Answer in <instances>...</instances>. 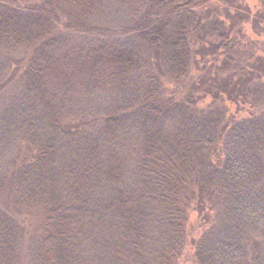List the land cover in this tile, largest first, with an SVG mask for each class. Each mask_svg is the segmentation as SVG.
Masks as SVG:
<instances>
[{
    "label": "trees",
    "instance_id": "trees-1",
    "mask_svg": "<svg viewBox=\"0 0 264 264\" xmlns=\"http://www.w3.org/2000/svg\"><path fill=\"white\" fill-rule=\"evenodd\" d=\"M67 1L88 9L112 2L0 0V46L24 55L21 95L9 117L0 119V137L16 133L30 150L27 168L9 183L16 201L41 213L35 263L91 264L85 249L92 240L104 255L101 264H177L185 243V192L194 188L198 196L222 197L230 206L223 232L200 237L196 263L264 264V114L230 121L229 128L226 118L229 105L257 107L252 83L264 78V57L235 70V38L224 31L194 51L207 0H115L114 7L129 6L118 27L76 22L91 35L81 68L97 83L105 79L119 98L111 111L122 114L107 116L101 135L128 121L137 128L136 176L124 184L128 164L119 152L72 127L59 111L56 9ZM256 1L264 10V0ZM195 53L221 57L219 70L226 71L210 86L191 83L201 95L197 101L207 98L202 108L190 92L164 94V82L179 88L190 78ZM224 132L230 135L220 161L216 141ZM16 237L14 221L0 215V261L13 258ZM244 239L256 243L257 254H247Z\"/></svg>",
    "mask_w": 264,
    "mask_h": 264
},
{
    "label": "rangeland",
    "instance_id": "rangeland-1",
    "mask_svg": "<svg viewBox=\"0 0 264 264\" xmlns=\"http://www.w3.org/2000/svg\"><path fill=\"white\" fill-rule=\"evenodd\" d=\"M111 1L103 6L105 9H100V7L88 9L83 5V2L73 1L62 2L56 9L60 31L58 36L61 40H59V44L56 42V46H58L55 49L56 61L60 67L55 92L59 111L66 122L83 133L96 136L104 144L114 147L123 160H126L129 170H127L129 177L123 181L126 184L130 180L133 181L136 176V172L133 170L139 150L137 128L131 121H128L125 127L123 126L117 132L114 131L111 135H101L104 119L110 114L119 116L122 114L119 109L114 113L111 111L114 107L116 108L119 98H117L114 88L108 85L105 79L97 83L96 77L90 74L89 77L88 73L81 68L83 54H86L88 50L86 40L89 35L84 29L78 28L76 23L79 20H84L87 23L118 27L123 22L124 12L128 14L129 6L118 4V7H114L113 1L115 0ZM207 2L208 10L204 14L207 17L204 21V32L195 36V44H192L194 51L199 47H205L204 44L209 40L210 43L214 42L216 35L224 31L228 32L230 37L235 38L232 46V57L234 58L232 64L236 66L235 70L239 66H243L247 70L250 67L248 64L252 63L257 55L264 57V10L256 0H207ZM194 58L196 64L192 67V75L181 82L179 88L172 83L164 82L166 97L178 98L185 92H190L196 102L201 95L192 90V82L204 80L207 81L206 86H210L212 80L220 78L226 73V71L219 70L221 64L219 60L222 59L219 56L206 55L204 57L195 53ZM78 59L79 62L76 61ZM23 60L24 55L21 50L0 46V119L2 116L9 117L6 114H11V105L17 98H20L18 67L23 63ZM76 63H78L77 66ZM232 70L229 68L227 72ZM207 76L212 77L208 79ZM252 87L253 91H257L260 100L257 107H253L250 103H245L243 107L238 104L229 105L226 117L229 121L228 128L231 125L230 121L247 120L252 115L264 114V78L254 81ZM206 102L207 98L203 97L196 104L202 108ZM13 129H15L14 126ZM223 134L216 141V160L220 161L224 156V144H227L229 140L224 138L230 135V132ZM0 140V215L9 216L14 221L17 232L13 258H5L0 261V264H36L34 249L41 233V213L33 206H26L22 200L16 201L15 194L11 191L13 183H9L12 178H17V173L27 168L26 166L31 161L30 150L25 146L21 136L16 133L5 134L0 137ZM185 193L187 194V198H185L187 206L185 243L177 264H197L194 252L196 246L201 242L200 237L205 232H207L205 236L212 232L215 234L223 232L229 225L230 206L222 197L219 198L215 195L200 197L194 188ZM26 204L31 205L30 202H26ZM94 232L99 234L97 230ZM93 237H96L95 233ZM90 241L85 249V257L91 258V264H101L104 255H101V250L96 247L97 244ZM243 241L246 243L245 251L248 255L253 252L258 253L256 243L247 239ZM97 255H101L98 261Z\"/></svg>",
    "mask_w": 264,
    "mask_h": 264
}]
</instances>
